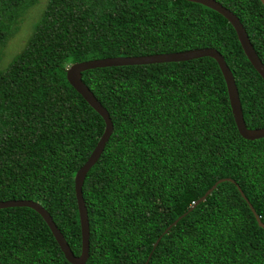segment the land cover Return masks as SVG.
Here are the masks:
<instances>
[{"label": "trees", "instance_id": "16d2710c", "mask_svg": "<svg viewBox=\"0 0 264 264\" xmlns=\"http://www.w3.org/2000/svg\"><path fill=\"white\" fill-rule=\"evenodd\" d=\"M34 1L0 0V50ZM217 1L239 17L264 63L262 3ZM202 47L216 48L232 71L246 126L264 127V81L218 12L187 0H46L25 47L0 68V201L40 202L79 255L74 176L105 124L66 68ZM82 80L113 122L82 186L84 264H144L150 254L147 264H264V228L236 186L264 222V137L239 134L217 62L94 68ZM220 178L236 184L219 183L188 211ZM0 264L71 263L35 210L7 207Z\"/></svg>", "mask_w": 264, "mask_h": 264}, {"label": "water", "instance_id": "95a60500", "mask_svg": "<svg viewBox=\"0 0 264 264\" xmlns=\"http://www.w3.org/2000/svg\"><path fill=\"white\" fill-rule=\"evenodd\" d=\"M187 1L202 4L218 12L224 18H226V20L232 25L233 29L235 30L237 39L241 45V48L246 58L264 81V63L259 58L256 50L254 49L247 34V31L243 26L242 22L240 21L239 17L235 13H233L229 8L225 7L217 0H187ZM259 1L264 6V0H259ZM201 57H210L217 62L221 74L223 76V79L225 81L231 113L233 115L234 122L241 137L247 140H255L264 137V127L251 129L246 126L243 117L239 92L233 73L228 67L223 55L214 47H202V48L188 49L184 51L157 53V54L140 55V56H116V57L94 58V59L78 61L70 64L66 68V79L69 82V84L83 97V99L102 117L105 124L103 133L100 136L98 142L96 143L94 149L92 150V152L90 153L89 157L84 162V164L77 170L74 176V191H75V197H76V203H77V209L79 215L80 231H81L80 254L75 255L73 253L61 230L57 227L56 223L54 222L51 214L40 202L33 199L1 200L0 209L7 207H29L35 210L49 227L65 259L71 264H84L89 257L90 246H89V220H88L87 207L83 197L82 186L88 171L97 162L101 153L104 150V147L113 131V122L110 118L107 109L100 103V101L96 98L94 93L82 80V72L94 68H103V67H111V66H127V65H145V64L164 63V62H180V61L197 59ZM224 181H230L236 184V182L231 178L218 179L197 201L193 203V205L189 208L188 211H190L199 202L203 201L217 187L219 183ZM236 186L241 196L247 202L249 208L254 214L258 225L264 228V222L261 221L259 215L256 213L252 204L249 202L248 198L245 196L239 185L236 184ZM186 213L187 212L180 215L176 220H174L170 225H168L162 234L166 233ZM160 238L161 236L157 238L153 248L157 245ZM150 255L148 256V259L144 264H147Z\"/></svg>", "mask_w": 264, "mask_h": 264}, {"label": "rangeland", "instance_id": "374dc122", "mask_svg": "<svg viewBox=\"0 0 264 264\" xmlns=\"http://www.w3.org/2000/svg\"><path fill=\"white\" fill-rule=\"evenodd\" d=\"M46 0H36L23 9L15 32L9 37L6 45L0 50V68L22 51L39 20Z\"/></svg>", "mask_w": 264, "mask_h": 264}]
</instances>
